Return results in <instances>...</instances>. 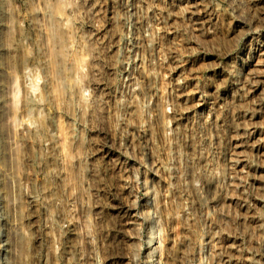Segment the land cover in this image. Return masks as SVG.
Masks as SVG:
<instances>
[{
  "label": "rangeland",
  "instance_id": "1",
  "mask_svg": "<svg viewBox=\"0 0 264 264\" xmlns=\"http://www.w3.org/2000/svg\"><path fill=\"white\" fill-rule=\"evenodd\" d=\"M0 264H264V0H0Z\"/></svg>",
  "mask_w": 264,
  "mask_h": 264
},
{
  "label": "bare ground",
  "instance_id": "2",
  "mask_svg": "<svg viewBox=\"0 0 264 264\" xmlns=\"http://www.w3.org/2000/svg\"><path fill=\"white\" fill-rule=\"evenodd\" d=\"M149 239H152V233H150V237H149ZM153 245H154V242H153V241H152V242H149V243L147 244V247L149 246L150 249H151V254H152V252H153V250H154Z\"/></svg>",
  "mask_w": 264,
  "mask_h": 264
}]
</instances>
